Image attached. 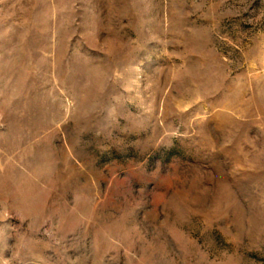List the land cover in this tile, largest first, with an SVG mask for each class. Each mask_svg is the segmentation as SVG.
Listing matches in <instances>:
<instances>
[{
    "label": "rangeland",
    "instance_id": "374dc122",
    "mask_svg": "<svg viewBox=\"0 0 264 264\" xmlns=\"http://www.w3.org/2000/svg\"><path fill=\"white\" fill-rule=\"evenodd\" d=\"M0 264H264V0H0Z\"/></svg>",
    "mask_w": 264,
    "mask_h": 264
}]
</instances>
